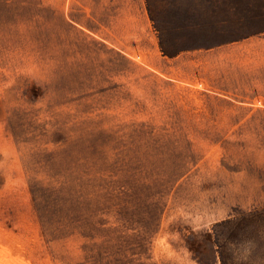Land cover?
Returning a JSON list of instances; mask_svg holds the SVG:
<instances>
[{"label":"rangeland","instance_id":"rangeland-1","mask_svg":"<svg viewBox=\"0 0 264 264\" xmlns=\"http://www.w3.org/2000/svg\"><path fill=\"white\" fill-rule=\"evenodd\" d=\"M0 264H264V0H0Z\"/></svg>","mask_w":264,"mask_h":264}]
</instances>
